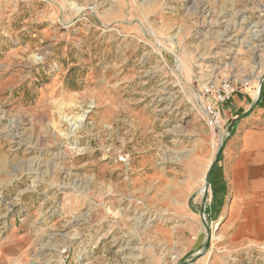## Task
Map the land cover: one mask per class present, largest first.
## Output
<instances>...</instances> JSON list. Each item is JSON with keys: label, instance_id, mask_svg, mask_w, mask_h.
<instances>
[{"label": "rangeland", "instance_id": "1", "mask_svg": "<svg viewBox=\"0 0 264 264\" xmlns=\"http://www.w3.org/2000/svg\"><path fill=\"white\" fill-rule=\"evenodd\" d=\"M263 76L264 0H0V264H189L243 115L202 90Z\"/></svg>", "mask_w": 264, "mask_h": 264}, {"label": "crops", "instance_id": "2", "mask_svg": "<svg viewBox=\"0 0 264 264\" xmlns=\"http://www.w3.org/2000/svg\"><path fill=\"white\" fill-rule=\"evenodd\" d=\"M250 100L233 98L227 112L234 116L250 110L256 96ZM222 154L210 184L208 214L219 224L220 242L196 264H220L230 256L239 263L255 251L264 254V92L253 111L233 129ZM261 261L264 264V258Z\"/></svg>", "mask_w": 264, "mask_h": 264}, {"label": "built area", "instance_id": "3", "mask_svg": "<svg viewBox=\"0 0 264 264\" xmlns=\"http://www.w3.org/2000/svg\"><path fill=\"white\" fill-rule=\"evenodd\" d=\"M248 86V82L231 80H223L219 84H206L199 100V104L203 108L205 123L213 129H220L222 106L231 101L237 93H243Z\"/></svg>", "mask_w": 264, "mask_h": 264}, {"label": "water", "instance_id": "4", "mask_svg": "<svg viewBox=\"0 0 264 264\" xmlns=\"http://www.w3.org/2000/svg\"><path fill=\"white\" fill-rule=\"evenodd\" d=\"M263 82H264V76L261 80V83H260V86H259V94H257L256 96V100L255 102L253 103L252 105V108L246 112L243 113V115L239 116L237 119H235L233 122V124L230 126V128H228L227 132L225 133V136L223 137V143H222V146L221 148L219 149L218 151V155L216 156L215 160L211 163V165L209 166V171H208V174L206 175V186H205V191H204V194H203V205L201 207V210H200V216L203 218V221L205 222V226H206V230L208 231V240L206 241L205 243V250L201 253H199L194 259H192L189 264H194V262L196 261V259L200 258V257H203L207 254L208 250L210 249V240H211V231H209V228L207 227V219H206V216H205V208H206V204H207V197H208V192H209V188H210V182H211V179H212V176H213V173L215 172V168L217 167V165L219 164L220 160H221V157H222V151H223V148H224V145H225V139H227V137H230L232 135V131L233 129L236 127V125L238 124V121L242 118H245L247 117L252 111L253 109L256 107V105L260 102L261 98H262V85H263Z\"/></svg>", "mask_w": 264, "mask_h": 264}, {"label": "bare ground", "instance_id": "5", "mask_svg": "<svg viewBox=\"0 0 264 264\" xmlns=\"http://www.w3.org/2000/svg\"><path fill=\"white\" fill-rule=\"evenodd\" d=\"M258 93H259V92H258ZM258 93H257V94H258ZM72 124H73V123H72Z\"/></svg>", "mask_w": 264, "mask_h": 264}, {"label": "trees", "instance_id": "6", "mask_svg": "<svg viewBox=\"0 0 264 264\" xmlns=\"http://www.w3.org/2000/svg\"><path fill=\"white\" fill-rule=\"evenodd\" d=\"M263 93V92H262ZM241 114V113H240Z\"/></svg>", "mask_w": 264, "mask_h": 264}]
</instances>
